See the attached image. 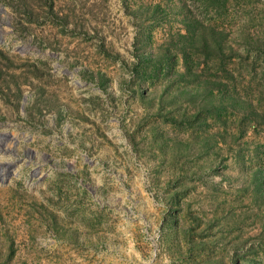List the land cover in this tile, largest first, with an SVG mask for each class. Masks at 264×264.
I'll return each mask as SVG.
<instances>
[{
  "label": "rangeland",
  "instance_id": "374dc122",
  "mask_svg": "<svg viewBox=\"0 0 264 264\" xmlns=\"http://www.w3.org/2000/svg\"><path fill=\"white\" fill-rule=\"evenodd\" d=\"M2 132L0 264H264V0H0Z\"/></svg>",
  "mask_w": 264,
  "mask_h": 264
},
{
  "label": "bare ground",
  "instance_id": "6f19581e",
  "mask_svg": "<svg viewBox=\"0 0 264 264\" xmlns=\"http://www.w3.org/2000/svg\"><path fill=\"white\" fill-rule=\"evenodd\" d=\"M8 134L7 132H2L0 134V142H2V146H0V151H3L5 150L6 148V140L8 139ZM14 139H17V138H14ZM10 163H7L4 161V163L0 164V178H2L3 180H5L7 178V175H8V172H9V169H10Z\"/></svg>",
  "mask_w": 264,
  "mask_h": 264
},
{
  "label": "trees",
  "instance_id": "16d2710c",
  "mask_svg": "<svg viewBox=\"0 0 264 264\" xmlns=\"http://www.w3.org/2000/svg\"><path fill=\"white\" fill-rule=\"evenodd\" d=\"M7 5H10V6H12V4H7ZM13 8H14V6H12Z\"/></svg>",
  "mask_w": 264,
  "mask_h": 264
}]
</instances>
